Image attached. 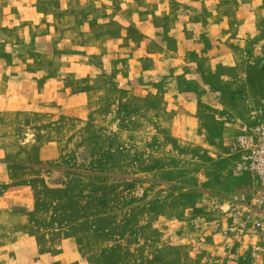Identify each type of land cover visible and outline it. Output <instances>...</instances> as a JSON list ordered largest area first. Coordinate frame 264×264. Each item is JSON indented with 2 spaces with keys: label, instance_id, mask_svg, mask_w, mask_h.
<instances>
[{
  "label": "rangeland",
  "instance_id": "374dc122",
  "mask_svg": "<svg viewBox=\"0 0 264 264\" xmlns=\"http://www.w3.org/2000/svg\"><path fill=\"white\" fill-rule=\"evenodd\" d=\"M18 33L17 43L0 40V72L27 84L36 71L59 69L62 30L45 38L41 30ZM129 59L119 73L82 59L66 80L62 109L39 91L2 87L0 264H264L258 188L239 166L235 126L218 140L227 108L208 104L226 100L167 97L173 81L141 76L152 62L138 51ZM171 61L160 63L200 72ZM246 77L254 119L246 128L264 127V57L248 58Z\"/></svg>",
  "mask_w": 264,
  "mask_h": 264
},
{
  "label": "crops",
  "instance_id": "0c3cea01",
  "mask_svg": "<svg viewBox=\"0 0 264 264\" xmlns=\"http://www.w3.org/2000/svg\"><path fill=\"white\" fill-rule=\"evenodd\" d=\"M263 25L264 0H0V40L17 43L18 31L41 30L45 38L44 31L50 37L62 30L63 46L59 69L36 71L27 84H17L15 75L0 72V93L4 86L10 94L18 92L13 90L19 86L28 87L27 91L43 93L56 109H62V90L66 80L78 73L82 59L104 61L119 73L120 66L129 64L138 51L139 59L152 62L141 70V76L162 74L173 81L165 88L167 97L191 93L226 100L208 104L210 110L227 108L220 122H214L223 128L219 141L228 139L229 125L235 126L234 143L242 129L254 123L246 65L248 58L264 57ZM132 28L139 30L137 36L129 32ZM116 29L125 31V36L114 35ZM165 56L173 62L170 67L178 64L200 72L169 71L160 63ZM94 71L93 76L100 75V70ZM4 77L8 82H3ZM174 78H188L195 84L180 86ZM67 95L65 102L84 96ZM184 106L192 112L197 108L195 103Z\"/></svg>",
  "mask_w": 264,
  "mask_h": 264
},
{
  "label": "built area",
  "instance_id": "2783aa9c",
  "mask_svg": "<svg viewBox=\"0 0 264 264\" xmlns=\"http://www.w3.org/2000/svg\"><path fill=\"white\" fill-rule=\"evenodd\" d=\"M240 168L247 170L258 188L253 207L264 215V127L243 128L235 139Z\"/></svg>",
  "mask_w": 264,
  "mask_h": 264
}]
</instances>
